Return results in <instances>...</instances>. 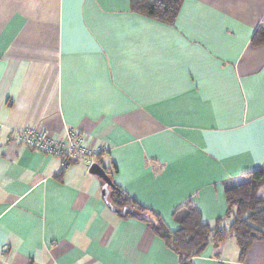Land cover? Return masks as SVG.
<instances>
[{
  "label": "crops",
  "instance_id": "obj_1",
  "mask_svg": "<svg viewBox=\"0 0 264 264\" xmlns=\"http://www.w3.org/2000/svg\"><path fill=\"white\" fill-rule=\"evenodd\" d=\"M263 22L264 0H184L171 25L129 0H0V264H181L107 208L83 163L21 144L25 129L80 134L165 233L188 201L228 230L225 189L264 168ZM189 262L264 264V241L241 260L228 235Z\"/></svg>",
  "mask_w": 264,
  "mask_h": 264
},
{
  "label": "trees",
  "instance_id": "obj_2",
  "mask_svg": "<svg viewBox=\"0 0 264 264\" xmlns=\"http://www.w3.org/2000/svg\"><path fill=\"white\" fill-rule=\"evenodd\" d=\"M184 0H129L130 9L140 15L165 24H173ZM251 45L264 46V22L253 34ZM249 180L225 189L224 199L227 206L226 217L232 223L225 230L221 222L214 226L201 221L197 208L190 202L179 206L175 213L181 214V229L174 233L161 230L156 214L136 204L120 188H109V202L121 216H132L146 222L165 246L177 255L181 264H190L189 260L199 256L210 244L223 242L231 236L239 248L243 260L250 247L264 241V197L259 192L264 187V168L248 174ZM109 178V176H108Z\"/></svg>",
  "mask_w": 264,
  "mask_h": 264
},
{
  "label": "built area",
  "instance_id": "obj_3",
  "mask_svg": "<svg viewBox=\"0 0 264 264\" xmlns=\"http://www.w3.org/2000/svg\"><path fill=\"white\" fill-rule=\"evenodd\" d=\"M18 141L31 150L59 159V168L71 162H81L89 169L96 164L100 153L84 147V137L72 129H66L62 141L53 140L46 132L25 129L15 133Z\"/></svg>",
  "mask_w": 264,
  "mask_h": 264
},
{
  "label": "water",
  "instance_id": "obj_4",
  "mask_svg": "<svg viewBox=\"0 0 264 264\" xmlns=\"http://www.w3.org/2000/svg\"><path fill=\"white\" fill-rule=\"evenodd\" d=\"M89 173L91 175L98 177L99 179H101L104 182V185L102 187V197H103V200H104L107 208L115 214L123 215L124 212H120L119 210H117L108 200L109 188L112 186V183H111L110 179L108 178V175L104 171V169L97 164H93L89 168Z\"/></svg>",
  "mask_w": 264,
  "mask_h": 264
}]
</instances>
